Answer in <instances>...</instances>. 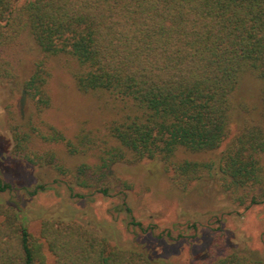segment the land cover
<instances>
[{
    "label": "trees",
    "instance_id": "trees-1",
    "mask_svg": "<svg viewBox=\"0 0 264 264\" xmlns=\"http://www.w3.org/2000/svg\"><path fill=\"white\" fill-rule=\"evenodd\" d=\"M24 37L38 56L21 80L14 48ZM54 59L106 110L102 129L67 137L47 121ZM249 80L259 84L252 107L240 96ZM8 86L28 108L19 118L13 102L5 106L7 155L54 169V183L114 197L111 166L150 159L178 191L217 179L232 203H264V0H0V87ZM54 145L85 159L69 166ZM10 189L0 179V195ZM218 249L193 264H264L246 247ZM0 264L170 262L59 215L41 218L33 234L21 208L0 200Z\"/></svg>",
    "mask_w": 264,
    "mask_h": 264
},
{
    "label": "rangeland",
    "instance_id": "rangeland-1",
    "mask_svg": "<svg viewBox=\"0 0 264 264\" xmlns=\"http://www.w3.org/2000/svg\"><path fill=\"white\" fill-rule=\"evenodd\" d=\"M37 56L38 48L30 38H21L15 45V64L21 80ZM62 62L52 61V104L45 118L67 137L79 128L102 129L108 118L106 110L96 98L78 90ZM249 83V88L241 89L240 96L252 107L258 103L259 84L255 80ZM9 87H0V179L9 182L12 189L2 193L0 200L21 208L33 234L38 233L41 218L59 215L104 233L114 244L137 246L155 257L166 258L170 264H193L215 242H219L218 251L230 246L246 247L264 256V203L249 207L232 203L217 179L195 183L181 192L172 188L171 172L159 160L116 163L109 177L111 192L117 195L107 197L54 183L56 172L52 168L10 159L7 153L12 141L5 106L13 102L18 117L23 118V109L26 113L28 105L19 93L11 94ZM232 131H236L235 124ZM227 142L228 139L209 157L217 159ZM53 149L69 166L85 159L68 156L62 145H54ZM119 180H127L131 188L120 192ZM38 184H44L46 189L30 196L28 192Z\"/></svg>",
    "mask_w": 264,
    "mask_h": 264
}]
</instances>
